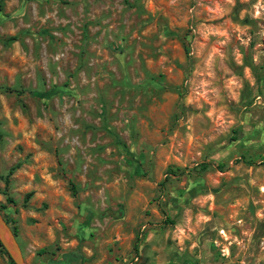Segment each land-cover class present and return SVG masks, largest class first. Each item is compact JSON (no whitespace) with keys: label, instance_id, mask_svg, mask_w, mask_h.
I'll return each mask as SVG.
<instances>
[{"label":"rangeland","instance_id":"374dc122","mask_svg":"<svg viewBox=\"0 0 264 264\" xmlns=\"http://www.w3.org/2000/svg\"><path fill=\"white\" fill-rule=\"evenodd\" d=\"M0 203L25 264H264V0H0Z\"/></svg>","mask_w":264,"mask_h":264},{"label":"water","instance_id":"95a60500","mask_svg":"<svg viewBox=\"0 0 264 264\" xmlns=\"http://www.w3.org/2000/svg\"><path fill=\"white\" fill-rule=\"evenodd\" d=\"M0 242L7 250L14 264H25L18 243L9 226L0 214Z\"/></svg>","mask_w":264,"mask_h":264},{"label":"trees","instance_id":"16d2710c","mask_svg":"<svg viewBox=\"0 0 264 264\" xmlns=\"http://www.w3.org/2000/svg\"><path fill=\"white\" fill-rule=\"evenodd\" d=\"M236 160H239V161L241 160V161H243V162H245V163L252 164L251 159L247 158V157L244 156V155H241V156H240L238 159H236ZM202 168H205V165H203ZM168 171H169L171 174H174V173H173L174 171H173L172 169H168ZM5 183H6V184L8 183V179L5 180ZM30 194H31V193H29L28 195H30ZM7 200H8L9 202H13V200H12L10 197H8ZM4 207H5V205L0 203V210H1V208H4ZM167 222H168V223H171L172 221H171V219H167ZM13 233H16V229H15V228L13 229ZM138 242H139V238L136 237V240H135L134 245H133V248H134L135 253H138ZM5 252H6V251H5ZM10 263H11V264H14V261H13L12 259H10ZM167 264H171V263H167Z\"/></svg>","mask_w":264,"mask_h":264},{"label":"crops","instance_id":"0c3cea01","mask_svg":"<svg viewBox=\"0 0 264 264\" xmlns=\"http://www.w3.org/2000/svg\"><path fill=\"white\" fill-rule=\"evenodd\" d=\"M144 260L147 261L148 259L145 258Z\"/></svg>","mask_w":264,"mask_h":264},{"label":"bare ground","instance_id":"6f19581e","mask_svg":"<svg viewBox=\"0 0 264 264\" xmlns=\"http://www.w3.org/2000/svg\"><path fill=\"white\" fill-rule=\"evenodd\" d=\"M23 258V257H22ZM24 261V260H23Z\"/></svg>","mask_w":264,"mask_h":264}]
</instances>
